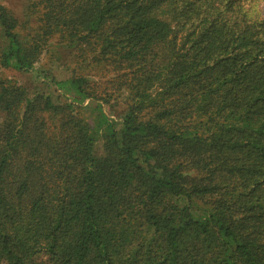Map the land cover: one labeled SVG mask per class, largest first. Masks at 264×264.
<instances>
[{"label":"trees","instance_id":"trees-1","mask_svg":"<svg viewBox=\"0 0 264 264\" xmlns=\"http://www.w3.org/2000/svg\"><path fill=\"white\" fill-rule=\"evenodd\" d=\"M259 4H0V264H264Z\"/></svg>","mask_w":264,"mask_h":264},{"label":"rangeland","instance_id":"rangeland-1","mask_svg":"<svg viewBox=\"0 0 264 264\" xmlns=\"http://www.w3.org/2000/svg\"><path fill=\"white\" fill-rule=\"evenodd\" d=\"M0 4L7 5L18 17L22 18L24 15V9L27 4V0H0ZM259 8L264 10V4H259ZM68 62V63H67ZM74 66L73 62L69 58H65L62 50H58L55 44H50L44 53L40 56L37 63H35L33 70L30 72H15L12 70H0V74L6 77L7 79H11L17 82L19 85H23L30 91L35 90L36 86H38L39 81L42 80L40 78L41 71H45L46 73L52 75L54 79L58 82L66 80L71 75V67ZM80 68V67H79ZM81 72H88L91 69H83L81 67L79 69ZM78 72V70H76ZM95 72L92 74L94 75ZM96 76L98 75L95 73ZM48 81V80H47ZM55 86L49 85L46 91L51 92L54 95H58L63 93V90L58 87V89L54 90ZM39 262L41 264H50L47 260L46 256H40Z\"/></svg>","mask_w":264,"mask_h":264}]
</instances>
